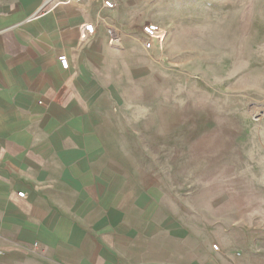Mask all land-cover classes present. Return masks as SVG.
<instances>
[{
	"label": "crops",
	"instance_id": "1",
	"mask_svg": "<svg viewBox=\"0 0 264 264\" xmlns=\"http://www.w3.org/2000/svg\"><path fill=\"white\" fill-rule=\"evenodd\" d=\"M113 1L0 0V264H264V176L207 206L156 154L173 72L233 0Z\"/></svg>",
	"mask_w": 264,
	"mask_h": 264
},
{
	"label": "rangeland",
	"instance_id": "2",
	"mask_svg": "<svg viewBox=\"0 0 264 264\" xmlns=\"http://www.w3.org/2000/svg\"><path fill=\"white\" fill-rule=\"evenodd\" d=\"M231 4L222 24L209 22L203 33V68L173 72L175 101L156 107L159 138L169 144L156 152L161 176L196 203L228 209L236 190L246 202L264 176V0Z\"/></svg>",
	"mask_w": 264,
	"mask_h": 264
},
{
	"label": "built area",
	"instance_id": "3",
	"mask_svg": "<svg viewBox=\"0 0 264 264\" xmlns=\"http://www.w3.org/2000/svg\"><path fill=\"white\" fill-rule=\"evenodd\" d=\"M81 2L82 0H57L58 3H69V2ZM103 3L106 7L112 8L115 6V2L113 0H103ZM95 31V25L90 22V23H85L82 26V33L83 36L86 37L88 35L93 34ZM143 31L151 38H155L159 41H163L165 36H166V30L160 26L157 23L149 22L148 24L143 26ZM61 65L64 68H68L69 66V59L66 54H61L58 57ZM20 196H24V192H19ZM213 247L215 249H218L217 244H213ZM3 250L0 248V255L2 254Z\"/></svg>",
	"mask_w": 264,
	"mask_h": 264
}]
</instances>
